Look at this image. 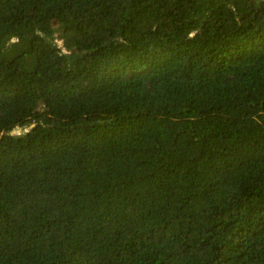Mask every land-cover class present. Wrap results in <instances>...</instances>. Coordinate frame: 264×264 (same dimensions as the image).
<instances>
[{"label": "trees", "instance_id": "1", "mask_svg": "<svg viewBox=\"0 0 264 264\" xmlns=\"http://www.w3.org/2000/svg\"><path fill=\"white\" fill-rule=\"evenodd\" d=\"M0 264H264V0H0Z\"/></svg>", "mask_w": 264, "mask_h": 264}, {"label": "rangeland", "instance_id": "2", "mask_svg": "<svg viewBox=\"0 0 264 264\" xmlns=\"http://www.w3.org/2000/svg\"><path fill=\"white\" fill-rule=\"evenodd\" d=\"M60 44H62V41H59ZM21 131L20 128L17 129V132L19 133Z\"/></svg>", "mask_w": 264, "mask_h": 264}]
</instances>
